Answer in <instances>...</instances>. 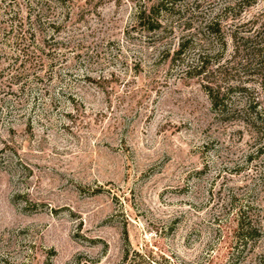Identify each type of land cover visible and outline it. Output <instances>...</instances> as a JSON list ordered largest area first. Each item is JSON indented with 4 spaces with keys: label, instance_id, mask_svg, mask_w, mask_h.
<instances>
[{
    "label": "rangeland",
    "instance_id": "obj_1",
    "mask_svg": "<svg viewBox=\"0 0 264 264\" xmlns=\"http://www.w3.org/2000/svg\"><path fill=\"white\" fill-rule=\"evenodd\" d=\"M159 1L0 0V264H264V0Z\"/></svg>",
    "mask_w": 264,
    "mask_h": 264
},
{
    "label": "trees",
    "instance_id": "obj_2",
    "mask_svg": "<svg viewBox=\"0 0 264 264\" xmlns=\"http://www.w3.org/2000/svg\"><path fill=\"white\" fill-rule=\"evenodd\" d=\"M165 2V0H160L159 1V3L157 4V5H159V4H163ZM155 9V5H154V7H152V9H150L149 10V12H147V10L145 9V10H143V11H141L140 13H139V15H140V18H149V17H151V16H153L154 15V10ZM248 41H249V39H248ZM252 51L254 52V53H256L255 55H260L261 56V58H262V60H261V65L260 66H262V62H263V64H264V48H262V47H258V49H256V51H255V49H252ZM253 53V54H254ZM263 113H264V111H263ZM242 227H243V223L242 224H240ZM243 229V228H242ZM249 230V229H248ZM246 231V233H248V234H250V232L249 231ZM246 233L244 234V233H242L241 234V238H244V236H246ZM126 256H127V253H126Z\"/></svg>",
    "mask_w": 264,
    "mask_h": 264
}]
</instances>
